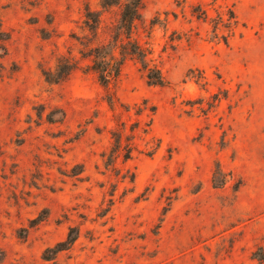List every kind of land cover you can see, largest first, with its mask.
I'll list each match as a JSON object with an SVG mask.
<instances>
[{
	"label": "rangeland",
	"instance_id": "374dc122",
	"mask_svg": "<svg viewBox=\"0 0 264 264\" xmlns=\"http://www.w3.org/2000/svg\"><path fill=\"white\" fill-rule=\"evenodd\" d=\"M100 2L0 0V264H261L264 0H142L132 38L164 84L127 55L108 86L86 69ZM60 55L76 69L49 83Z\"/></svg>",
	"mask_w": 264,
	"mask_h": 264
},
{
	"label": "trees",
	"instance_id": "16d2710c",
	"mask_svg": "<svg viewBox=\"0 0 264 264\" xmlns=\"http://www.w3.org/2000/svg\"><path fill=\"white\" fill-rule=\"evenodd\" d=\"M141 4L142 0H101L102 11L109 10L113 6H120L119 16L111 26H102L104 22L101 18L102 11H87L85 14V26L94 36L98 34L102 27H104L103 32L105 29L108 30V39L101 40L89 49L88 55L91 57V62L86 65V69L96 73L98 81L103 86H108L111 82L116 81L127 55L135 56L140 61L142 67L147 70L146 78L150 84H164V78L160 70L148 66L146 53L132 38V28L134 22L140 17ZM74 69H76V63L71 58L60 55L57 57L53 69L42 68L41 73L45 81L58 83L67 79ZM107 103L111 109H114L115 101L112 96L107 97ZM136 107L135 113L140 115L147 109V104L143 102V106ZM149 109L153 112L155 106H150ZM126 110L128 111L129 108H126ZM148 125L149 123H146V126ZM140 128V121L137 120L129 125L130 132L126 133V123L121 121L119 126L111 132L113 138L111 149L108 153L104 152L102 154V156H106L104 164L107 167L114 165L120 155L124 160L132 158L133 152L137 150L134 139ZM142 131L146 133L147 128H143ZM77 233L75 228H70L67 238L58 244L59 248H56V250L72 245L78 236ZM253 255L261 264H264V248L260 247Z\"/></svg>",
	"mask_w": 264,
	"mask_h": 264
}]
</instances>
